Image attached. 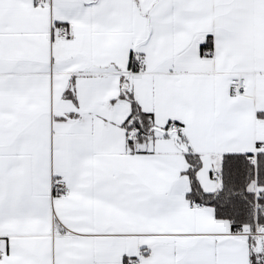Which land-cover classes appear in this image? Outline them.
I'll return each mask as SVG.
<instances>
[{
	"label": "snow or ice",
	"instance_id": "obj_1",
	"mask_svg": "<svg viewBox=\"0 0 264 264\" xmlns=\"http://www.w3.org/2000/svg\"><path fill=\"white\" fill-rule=\"evenodd\" d=\"M0 264H264V0H0Z\"/></svg>",
	"mask_w": 264,
	"mask_h": 264
}]
</instances>
